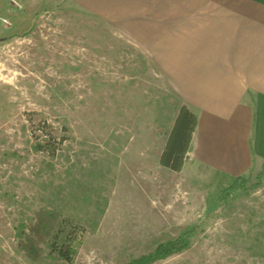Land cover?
<instances>
[{"label": "rangeland", "instance_id": "rangeland-1", "mask_svg": "<svg viewBox=\"0 0 264 264\" xmlns=\"http://www.w3.org/2000/svg\"><path fill=\"white\" fill-rule=\"evenodd\" d=\"M16 1L0 0V264H68L19 245L43 209L82 228L72 264H125L201 221L153 264H264V163L220 210L232 176L159 161L181 102L141 50L74 0Z\"/></svg>", "mask_w": 264, "mask_h": 264}, {"label": "crops", "instance_id": "crops-1", "mask_svg": "<svg viewBox=\"0 0 264 264\" xmlns=\"http://www.w3.org/2000/svg\"><path fill=\"white\" fill-rule=\"evenodd\" d=\"M74 1L140 49L198 116L188 160L232 177L264 163V0Z\"/></svg>", "mask_w": 264, "mask_h": 264}, {"label": "trees", "instance_id": "trees-1", "mask_svg": "<svg viewBox=\"0 0 264 264\" xmlns=\"http://www.w3.org/2000/svg\"><path fill=\"white\" fill-rule=\"evenodd\" d=\"M197 117L185 105L177 108L174 123L159 158L162 166L174 171L184 169L188 153L192 149L193 134L198 125ZM263 175L264 168L259 177ZM233 179V182L220 190L218 194L217 203L220 210H223L234 198L238 189L248 190L244 176H236ZM73 223L71 220L67 223L60 219L57 212L46 209L38 211L35 220L28 225V233L20 240L19 245L26 256L35 263L43 259V248L40 244L47 243L50 245L51 254L72 264L78 251L77 248L82 243V228ZM202 226L203 222H198L185 229L178 237L160 243L152 252L137 257V259L132 258L125 264H153L181 253L191 246Z\"/></svg>", "mask_w": 264, "mask_h": 264}, {"label": "built area", "instance_id": "built-area-1", "mask_svg": "<svg viewBox=\"0 0 264 264\" xmlns=\"http://www.w3.org/2000/svg\"><path fill=\"white\" fill-rule=\"evenodd\" d=\"M14 3H15L16 5H18V6H20V4H19L16 0H14Z\"/></svg>", "mask_w": 264, "mask_h": 264}]
</instances>
